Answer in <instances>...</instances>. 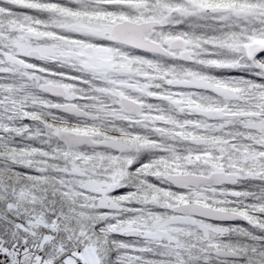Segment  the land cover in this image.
Wrapping results in <instances>:
<instances>
[{"label": "snow or ice", "instance_id": "snow-or-ice-1", "mask_svg": "<svg viewBox=\"0 0 264 264\" xmlns=\"http://www.w3.org/2000/svg\"><path fill=\"white\" fill-rule=\"evenodd\" d=\"M0 264H264V0H0Z\"/></svg>", "mask_w": 264, "mask_h": 264}]
</instances>
